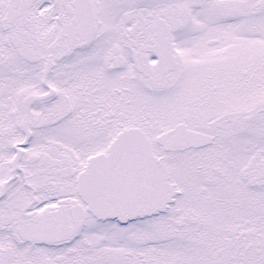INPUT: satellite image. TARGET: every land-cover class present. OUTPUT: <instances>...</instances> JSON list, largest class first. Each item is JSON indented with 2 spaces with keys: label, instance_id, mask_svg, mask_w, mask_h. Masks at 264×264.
I'll use <instances>...</instances> for the list:
<instances>
[{
  "label": "snow or ice",
  "instance_id": "1",
  "mask_svg": "<svg viewBox=\"0 0 264 264\" xmlns=\"http://www.w3.org/2000/svg\"><path fill=\"white\" fill-rule=\"evenodd\" d=\"M0 264H264V0H0Z\"/></svg>",
  "mask_w": 264,
  "mask_h": 264
}]
</instances>
